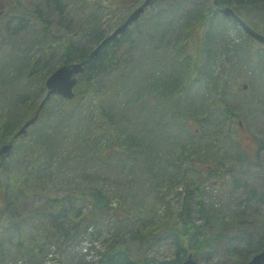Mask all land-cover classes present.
<instances>
[{
	"label": "trees",
	"instance_id": "16d2710c",
	"mask_svg": "<svg viewBox=\"0 0 264 264\" xmlns=\"http://www.w3.org/2000/svg\"><path fill=\"white\" fill-rule=\"evenodd\" d=\"M12 1L13 8L7 11L9 20L15 22L10 36L28 37L20 39L22 46L17 51L0 52V145L13 144L9 156L0 157V247L32 258L38 243L42 242L41 248L52 243L62 256L65 254L60 264H181L190 253L199 261L221 243L235 261L244 262L264 249V225L255 232L235 231L225 226L220 209L210 208L203 198L207 187L220 190L229 175L232 190L243 194L239 203L264 202V175L259 170L264 168V143L257 147L253 159L234 139L236 131L244 128L249 111L244 115L230 108L226 77L233 70L236 80L246 79L249 93L255 85L247 73L255 75L258 86H264V46L221 13L222 7L230 6L249 26L264 34V0H156L148 15L101 46L89 60L90 52L111 28L102 29L93 18L78 32L55 35L51 32L53 22L42 19L38 5L28 8L22 0ZM77 1L89 2L94 12L112 10L115 2ZM64 5L61 0H44L45 8L58 18ZM230 28L241 35L230 37ZM142 43L148 47L139 51ZM54 53L58 54L55 62ZM221 55L229 66L223 65L217 72ZM81 61H85L84 72L74 97L44 105L32 125L39 130L32 131L31 127L26 135L15 137L21 123L37 109L44 80L56 68L55 63ZM144 66L149 67L147 71ZM245 68L253 73L248 70L243 74ZM237 87L244 90L242 85ZM249 99L247 105H254L248 106L251 111L264 116L263 102L260 104L256 93ZM215 112L218 118L213 117ZM190 119L201 124L200 136L196 128L191 130ZM151 138H156L152 144ZM68 140L71 148L65 150ZM175 145L174 158L162 154L166 146ZM233 146L237 151L232 153ZM122 158L124 181H133L142 174L139 170L145 169L143 180L152 189L155 204L163 199L165 173L169 190L175 181H186L181 207L172 212L171 221L161 222L164 227L157 224L155 209H144L142 202L137 209L130 203L124 206L128 194L131 198L135 195L133 186L121 192L120 184L115 185L109 195L102 185L105 180L114 183L113 176L109 179L105 173L75 166L77 161L80 165H112ZM140 158L144 166H136ZM162 161L164 166H160ZM244 165L255 168L248 180L236 175L249 171L241 170ZM70 172L75 173L73 177ZM59 191H64L63 195L52 196ZM144 211L149 215L153 212L149 226L141 216ZM109 212L121 228L97 227L101 215ZM82 220L87 222L86 232L90 230L92 248L97 251L99 247L89 261L86 254L80 257L70 250L81 233L77 225ZM124 226L132 227L126 233L128 238L120 233ZM43 229H48L43 234L45 240L35 236ZM164 240L170 242L172 256H149L147 250Z\"/></svg>",
	"mask_w": 264,
	"mask_h": 264
},
{
	"label": "rangeland",
	"instance_id": "374dc122",
	"mask_svg": "<svg viewBox=\"0 0 264 264\" xmlns=\"http://www.w3.org/2000/svg\"><path fill=\"white\" fill-rule=\"evenodd\" d=\"M54 1V0H50ZM64 2V6L62 7L60 13H62V16L58 18L55 15V12L50 9H46L44 6V0H22V3L25 4L26 7H35L38 5L40 9L42 10L41 16L42 19L45 20H50V22H53L51 32L55 35L58 34H70L74 32H78L80 28H86L88 22L90 19H97L98 23L101 24L102 29H109V32L117 25L119 24V21H123L128 13L136 6L138 5L142 0H115L113 3V8L107 9V10H100L98 12H94L93 7L89 2L84 3H79L77 0H61ZM12 0H0V4L5 5L8 10L10 11L13 8ZM156 2V1H155ZM155 2L150 5L145 12L142 14L143 16L148 15L150 12L151 6L155 4ZM11 4V5H10ZM5 13L4 18H2V22L0 23V52L5 51H17L18 48L20 49L22 44H19L20 39H25L28 37V35L24 34V31L19 32V34L23 35L24 37H15L13 39V35L10 36L12 33V30L14 29V23L13 21L9 20V12ZM141 15V16H142ZM140 19V18H139ZM138 19V20H139ZM137 20V21H138ZM1 21V20H0ZM31 21V20H30ZM136 21V22H137ZM28 25V24H27ZM133 25V24H132ZM239 27V26H238ZM241 29V28H240ZM242 31V29H241ZM243 32V31H242ZM229 36L230 37H238L239 34L236 28H230L228 30ZM245 33V32H243ZM246 34V33H245ZM7 40V42H4ZM19 44V45H18ZM148 47V44L142 43L138 50H142L143 48ZM37 56V55H36ZM35 56V57H36ZM55 58L53 59V62L58 60V54L54 53ZM146 57V56H145ZM218 62H219V68H216V71L218 72L223 69V65H227V62L224 61L223 55L218 57ZM18 67L20 68L21 62H17ZM62 64L59 62L55 63L56 68L61 66ZM55 68V69H56ZM149 67L144 66V69L147 71ZM53 69V70H55ZM52 70V71H53ZM252 72L251 68H245L242 69L243 74H246L247 71ZM51 71V72H52ZM50 72V73H51ZM49 73V74H50ZM253 73V72H252ZM48 74V75H49ZM234 71L230 70L229 73L227 74L228 82L230 84V92L227 94L228 101L230 103V108H232L233 111L236 109V112L242 111L243 114L245 115V112H248L246 122H244V128L243 129H238L236 131V134L234 135V139L237 140L238 143L243 147V150L248 153L251 158L255 159V153L257 147L261 144L264 143V116L260 113H253L250 109L254 105H247L248 101H250V97L256 93L260 104L263 102V107H264V86H258V80L256 79L254 74L247 73L246 77H250L252 81L254 82L253 86V91L249 93L250 89L249 86H247L244 90L240 91L237 87V85L241 86L242 83L246 82L249 84V82L246 79H238V76H234ZM47 78V76H46ZM45 78V80H46ZM45 80H44V90L41 91V94L37 98L38 100H41L43 95L45 94L46 88H45ZM236 82V83H234ZM79 81H77L74 89L78 86ZM33 88H36V83L35 81L33 82ZM38 93V92H37ZM51 99H49V103L47 102L46 105H52L56 103H60L61 99L62 101L67 100L63 98L62 96L59 95H53ZM61 98V99H60ZM20 99V97H19ZM40 102V101H39ZM12 103V101H10ZM16 104H19L18 101L15 102ZM232 104V105H231ZM195 105H199L198 101H195ZM218 114L215 112L213 117L218 118ZM243 119V118H242ZM214 120V119H212ZM237 120V119H236ZM236 122V121H235ZM188 123L190 125V128L192 131L196 128L197 130V135H199L201 129V124L194 119L188 120ZM22 124V123H21ZM36 124V123H35ZM36 126V125H35ZM32 127V131H38L37 127ZM231 128L236 129V123L231 126ZM15 133V132H14ZM155 136H157V131L155 132ZM195 138V141L199 139V137ZM61 137L59 133L57 134V138L59 139L58 142L61 141ZM156 138H151V144L154 143ZM232 142V141H231ZM65 150H69L71 148V142L70 140L66 141V146H63ZM176 145L173 147H165V150L162 152V154H167V158H169L170 154L174 158L177 153H176ZM233 152L237 151V148L235 146L231 147L230 149ZM78 153H81L80 149H77ZM155 151V150H154ZM264 150H261V154L264 155ZM77 153V152H76ZM204 154V153H203ZM222 154L229 156L231 155L228 152H223ZM220 155V152H219ZM195 157V156H193ZM47 159V156H46ZM75 159L77 160V157L75 155ZM124 158H122L120 163H113L112 165H104V164H96L93 166V163L86 164V165H80V162L77 161L75 166H86L84 168L87 172H98V173H105L109 179L110 176H113L114 178L111 180H114V183H111L110 180H105V183H103L102 186H105L107 189V193L109 195L113 194L115 185L120 184V188L122 189L121 192H125L126 190L129 191V188L133 186L132 191L135 192V195L133 198H131L128 194V202L124 203V206L129 207V203L134 207V209L140 208L143 205H145L144 209H155L157 215V224L160 226L164 227V224L161 222L165 220L171 221L173 219L172 212L175 210L180 209L181 202L183 200L182 196L184 194V188L186 185L185 180H179L175 181L173 184V187L171 190L168 188V177L165 173L164 176V188L163 191L164 193L161 195L163 198L160 203L155 204V199L152 196V189L148 187L144 180L143 177L145 176V169L139 170L142 172V174H137L136 178L131 180V182L124 181L125 179V170L121 169L124 165ZM264 160V158H263ZM142 159H139V162L136 166H144L141 163ZM228 164L229 162L226 161ZM233 163L238 165L236 160H233ZM114 166H117L116 169H113ZM129 166V165H127ZM163 165V161L162 164ZM264 166V165H263ZM199 170L205 169L204 166H197ZM248 169L249 171L246 174H242L241 172H237L236 175L242 177L243 180H248L250 178V170L255 169L253 166H247L244 165L241 167V170ZM260 174L264 175V168H259ZM12 173H15V170L13 169ZM71 176L73 177L74 172H70ZM67 179V182H70L72 180ZM120 178V180H119ZM213 182L215 183V179H212ZM232 177L227 175L226 179L223 180L224 186H221L220 190H217L215 188L207 187L204 193V200L206 201V204L210 208H218L220 209V214L225 216L226 220V227L232 228L235 231H241L243 232L244 230L255 232L259 231L263 228V223H264V202L262 204H257V202L250 200L249 202H238L239 197H243V194H239L237 191H233L231 184H232ZM144 182V183H143ZM166 182V183H165ZM216 184V183H215ZM64 191H59L57 195H53V197H60L63 195ZM116 195V194H115ZM118 196V195H116ZM12 199V198H11ZM119 198L117 197L115 200H118ZM139 202H142V206L139 204ZM39 201L35 202L34 204H38ZM213 205V206H212ZM20 208V206H17ZM151 207V208H150ZM169 209L171 210V213L169 214ZM196 209V208H195ZM83 211L86 210L84 207L82 209ZM120 214V213H118ZM123 214V213H122ZM153 212L148 213V211H144L142 213V218L146 219V225H150L152 221L150 220ZM195 216H198L196 210L194 211ZM101 224H97L98 228H102V230H105L104 228H112L113 230L116 228H119L120 225L117 223L116 216L109 212V214L106 215H101L100 217ZM87 222L86 220H82L78 225L77 228H81V233L78 235L76 240H74L71 245H70V250H74L73 254H77L80 257L88 252H90V237H89V232L90 230L87 231ZM86 226V227H85ZM85 227V228H84ZM121 228V227H120ZM131 226H124V230H120V233L124 235L126 238H128L130 235L126 234L127 232L130 231ZM45 230V231H44ZM48 229H43L39 230L40 234L36 233L37 238H41L45 240L43 234L46 233ZM146 232L142 229V233ZM147 233V232H146ZM105 234H107L105 232ZM85 235V236H84ZM4 237H7L6 234H4ZM150 245L154 244V241L151 239H148ZM137 243V242H136ZM42 242L38 243L36 247H34V255L32 258L24 256L23 254H19L15 249H11V251H6L5 248L2 246L0 247V264H55V261L57 260L58 262L56 264H60L63 261L64 257V252L63 256L62 253H59V251H55L52 243L45 245V247L41 248L40 245ZM138 247V244H136ZM7 246V245H6ZM226 246L221 243L216 251L212 252H205L201 258L199 259L200 263L202 264H230L232 262H235V259L233 256H230L228 252L226 251ZM43 250V251H42ZM58 252V253H56ZM98 252V249L97 251ZM149 256H155L159 259H164L172 256V247L170 242L163 241L159 244H155L152 248L147 250ZM76 256V255H74ZM89 256L87 257L85 255V260H90L88 259Z\"/></svg>",
	"mask_w": 264,
	"mask_h": 264
},
{
	"label": "water",
	"instance_id": "95a60500",
	"mask_svg": "<svg viewBox=\"0 0 264 264\" xmlns=\"http://www.w3.org/2000/svg\"><path fill=\"white\" fill-rule=\"evenodd\" d=\"M156 0H142L138 5H136L126 16V18L116 25L111 32H109L104 39L90 52L87 60L91 59L103 46L105 43L114 40L120 34L124 33L133 23H135L145 10L152 5ZM216 1V0H215ZM222 14L230 18L235 22L243 32L248 36L259 42L264 46V34L256 31L251 26H249L241 17H239L235 11L230 6H225L221 8ZM86 61V60H85ZM81 62H70L64 63L61 66L53 70L45 80V94L41 98L37 109L34 114L25 119L22 125L18 128L15 136L22 137L28 133V130L35 124L38 120L39 113L44 107V105L49 101L51 96L59 95L65 99H72L74 97V87L78 81V78L84 72V63ZM245 89L247 87L246 83L242 84ZM240 126H242L241 120H239ZM12 148V142L4 143L0 145V157H8ZM181 264H202L193 258L192 254H188L187 258L182 261ZM230 264H264V249L255 253L249 260L244 262H232Z\"/></svg>",
	"mask_w": 264,
	"mask_h": 264
},
{
	"label": "flooded vegetation",
	"instance_id": "af4514ba",
	"mask_svg": "<svg viewBox=\"0 0 264 264\" xmlns=\"http://www.w3.org/2000/svg\"><path fill=\"white\" fill-rule=\"evenodd\" d=\"M6 11H7V7L3 4H0V20H1L0 23L2 22L3 20L2 18H4Z\"/></svg>",
	"mask_w": 264,
	"mask_h": 264
}]
</instances>
